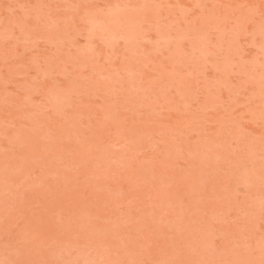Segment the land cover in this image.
Wrapping results in <instances>:
<instances>
[{"label": "rangeland", "instance_id": "374dc122", "mask_svg": "<svg viewBox=\"0 0 264 264\" xmlns=\"http://www.w3.org/2000/svg\"><path fill=\"white\" fill-rule=\"evenodd\" d=\"M0 264H264V0H0Z\"/></svg>", "mask_w": 264, "mask_h": 264}]
</instances>
